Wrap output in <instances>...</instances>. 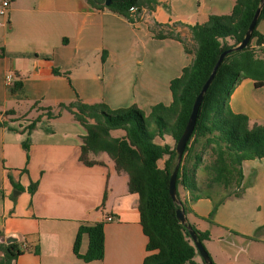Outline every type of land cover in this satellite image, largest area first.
I'll return each instance as SVG.
<instances>
[{
	"label": "crops",
	"instance_id": "obj_1",
	"mask_svg": "<svg viewBox=\"0 0 264 264\" xmlns=\"http://www.w3.org/2000/svg\"><path fill=\"white\" fill-rule=\"evenodd\" d=\"M235 2L158 0L130 21L87 0H12L0 16V234L15 236L22 252L12 264H143L155 252L147 249L139 195L129 191L128 175L116 172L104 153L96 156L103 163L80 159L86 130L71 112L28 126L41 108L78 97L112 109L136 104L146 116L159 103L171 104L172 79L194 59L186 42L190 26L231 12ZM257 28L264 35V18ZM159 32L180 39L159 38ZM55 67L69 75L54 74ZM17 82L22 86L13 92ZM230 105L264 124V86L254 80L236 87ZM242 168L240 196L217 187L193 201L189 191L181 193L188 220L211 234L205 246L215 264H264V157L245 160ZM32 182L38 183L34 194ZM96 222L104 223L105 256L86 262L74 243L80 226ZM88 246L84 234L81 254Z\"/></svg>",
	"mask_w": 264,
	"mask_h": 264
},
{
	"label": "trees",
	"instance_id": "obj_2",
	"mask_svg": "<svg viewBox=\"0 0 264 264\" xmlns=\"http://www.w3.org/2000/svg\"><path fill=\"white\" fill-rule=\"evenodd\" d=\"M107 1L87 0L96 9L112 11L130 21H135L143 8H154L158 4V0H111L110 4ZM259 4L260 0H236L231 12L212 14L207 21L190 26L196 43L194 59L184 67L179 77L172 79L171 104L159 103L146 116L136 104L112 109L104 102L89 103L78 97L68 103L61 102L55 108H41L43 113L28 126L31 130L43 116L52 119L59 117L65 110L69 111L86 130L82 137L80 159L91 166L103 163L96 156L104 153L113 161L116 172L128 175L129 191L139 195L138 207L143 231L148 237L147 249L155 251L145 258L143 264H206L187 226L179 221L176 213L179 205L170 194V178L178 160L176 146L187 125L195 99L220 54L243 40ZM131 6H137L138 12H131ZM263 18L264 8L248 45L224 58L205 93L177 177V195L186 213L190 209L188 202L181 198V187L189 191L192 201L201 197L205 189L211 191L215 185L229 188L234 184L240 190L234 195L240 196L244 179L243 162L264 157V124L253 121L244 113L234 112L230 105L231 95L244 79L254 80L256 87L264 86V56L259 54V50L263 52L264 49V35L257 28ZM156 36L180 39L173 32H159ZM53 72L56 75H69V72L56 67ZM21 86L22 82L15 83L12 91L15 92ZM147 119L156 124L155 130L150 129ZM116 130L124 133L114 136L112 132ZM166 136L171 137L172 143L157 141V138L164 140ZM25 147L29 150L27 143ZM207 151L212 160L203 164ZM201 166L210 177L205 186L198 180ZM14 185L21 189L18 184ZM37 187L38 183L32 182L30 193L34 194ZM221 202L215 203L214 209ZM190 224L205 245V241L211 239L210 232ZM84 234L89 237V246L87 252L81 254ZM0 247L5 248V256L0 264H12L22 253L17 242L0 243ZM74 253L86 262L104 258L103 222L80 226Z\"/></svg>",
	"mask_w": 264,
	"mask_h": 264
},
{
	"label": "water",
	"instance_id": "obj_3",
	"mask_svg": "<svg viewBox=\"0 0 264 264\" xmlns=\"http://www.w3.org/2000/svg\"><path fill=\"white\" fill-rule=\"evenodd\" d=\"M111 3V0H108L107 1V4H110ZM264 8V0H260V4L258 5L257 9L255 10V13L253 15V18L249 24V27L245 33V36L243 38V40L231 47V48H228L226 50H224L210 76L208 77V79L206 80V82L204 83L201 91L199 92L198 96L196 97L195 99V102L193 104V109H192V112H191V115L189 117V120L187 122V125L184 129V132L182 134V136L180 137V139L178 140V143H177V146H176V152L178 154V160H177V164L171 174V178H170V194L173 198V200L179 205V208L177 209L176 213H177V217L179 219V221L186 225L190 234H191V237L194 241V243L196 244L198 250H199V253L201 254V256L203 257L204 261L206 264H214L213 260L211 259V256L209 254V251L207 250V248L205 247V245L199 240L198 238V235L196 233V231L193 229L192 225L190 224L189 220H188V217H187V213L185 211V208L182 204V201L179 199L178 195H177V177H178V171H179V168H180V164H181V161H182V158H183V155H184V151H185V148L187 146V143L195 129V125H196V122H197V117H198V114H199V110H200V107H201V104L203 102V99H204V96H205V93L207 92L209 86L211 85L220 65L222 64L224 58L234 52V51H238V50H241L243 48H245L249 41L251 40L252 38V34L256 28V25L258 23V20L260 18V15H261V12ZM17 241V238H15V236L13 235H2L0 237V242H5V243H13Z\"/></svg>",
	"mask_w": 264,
	"mask_h": 264
},
{
	"label": "rangeland",
	"instance_id": "obj_4",
	"mask_svg": "<svg viewBox=\"0 0 264 264\" xmlns=\"http://www.w3.org/2000/svg\"><path fill=\"white\" fill-rule=\"evenodd\" d=\"M186 42L189 44L190 48H195V41L191 38L190 40H188V38H186ZM264 52H261V50H259V54H262V56H264L263 54ZM148 125L150 126L151 130H155L156 129V124L151 120V119H147ZM124 132L122 130H116L113 131L112 134L114 136H121ZM171 138V137H170ZM157 141H162L161 139L157 138ZM212 160L209 151H207V153L204 156V160H203V164H208L210 161ZM194 162V159H192V162ZM162 164V163H161ZM209 174L205 171L204 167L201 166L198 170V180L200 182H203V184H206L209 181ZM219 188L222 192H237L239 191V189L233 184L231 185L229 188L224 187L223 185H215V188ZM183 188L181 187L180 190V194L182 193ZM209 191V189H205V192Z\"/></svg>",
	"mask_w": 264,
	"mask_h": 264
},
{
	"label": "built area",
	"instance_id": "obj_5",
	"mask_svg": "<svg viewBox=\"0 0 264 264\" xmlns=\"http://www.w3.org/2000/svg\"><path fill=\"white\" fill-rule=\"evenodd\" d=\"M11 2L12 0H0V16H6L11 8ZM138 7L137 6H131L130 7V11L133 13H137L138 12ZM14 78V74L13 73H9L7 75V83L10 85L12 84ZM109 220L112 219V217L108 218Z\"/></svg>",
	"mask_w": 264,
	"mask_h": 264
}]
</instances>
